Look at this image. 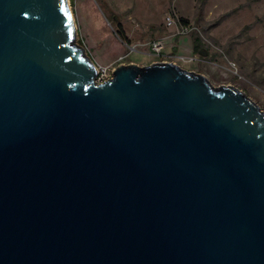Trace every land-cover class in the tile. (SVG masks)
I'll list each match as a JSON object with an SVG mask.
<instances>
[{"label":"water","instance_id":"obj_1","mask_svg":"<svg viewBox=\"0 0 264 264\" xmlns=\"http://www.w3.org/2000/svg\"><path fill=\"white\" fill-rule=\"evenodd\" d=\"M71 0H0V264H264V109L172 59L102 81Z\"/></svg>","mask_w":264,"mask_h":264},{"label":"rangeland","instance_id":"obj_2","mask_svg":"<svg viewBox=\"0 0 264 264\" xmlns=\"http://www.w3.org/2000/svg\"><path fill=\"white\" fill-rule=\"evenodd\" d=\"M71 9L73 39L95 64L114 67L130 57L157 56L151 38L196 33L203 52L187 55L194 60L190 66L180 64L203 72L215 85L235 84L264 109V0H71ZM167 14L175 22L167 24ZM183 20L192 25L190 31L179 32ZM181 52L182 46L171 57L178 59Z\"/></svg>","mask_w":264,"mask_h":264},{"label":"crops","instance_id":"obj_3","mask_svg":"<svg viewBox=\"0 0 264 264\" xmlns=\"http://www.w3.org/2000/svg\"><path fill=\"white\" fill-rule=\"evenodd\" d=\"M161 38L163 40V47H162L161 53H159L157 56L150 57L149 55H146V57L144 56L143 58L130 57L131 59H129V61L136 59L135 60L136 62L148 63V62H151V61H154V60L172 58L176 62H178L179 64L182 63V64H184L186 66L187 65L190 66L187 62H192V63L194 62V60L192 58L189 59L187 57V55L189 53L196 52V50L193 49L192 37H190L188 34L185 33L184 35H182V33H181V34H178L175 37L171 33H168V34H166L164 36H161ZM180 46H182L184 48V52H181V53H183L182 56L181 57H179V56L177 57L176 56L178 59H175V58L171 57V55H173L172 53L174 51H179L180 50ZM170 47L172 48V50L168 49ZM202 48L203 47H200L197 51L203 52ZM154 55H156V53Z\"/></svg>","mask_w":264,"mask_h":264},{"label":"built area","instance_id":"obj_4","mask_svg":"<svg viewBox=\"0 0 264 264\" xmlns=\"http://www.w3.org/2000/svg\"><path fill=\"white\" fill-rule=\"evenodd\" d=\"M165 22L167 24H171L174 21L173 17L170 14H167L165 16ZM178 27H179V32H185V31H190L192 28V25H190L188 22H179L178 23ZM149 46H150V50L151 52L154 53H161L162 51V47H163V40L161 37H153L151 38L149 41ZM97 67V71L95 73V80L97 81H102L103 79H106L107 77H109L112 73V67H109L106 64H95Z\"/></svg>","mask_w":264,"mask_h":264},{"label":"trees","instance_id":"obj_5","mask_svg":"<svg viewBox=\"0 0 264 264\" xmlns=\"http://www.w3.org/2000/svg\"><path fill=\"white\" fill-rule=\"evenodd\" d=\"M183 21H185V20H183ZM115 31H116V33H117L121 38H123L126 42H128V41L124 38V36L122 35V32H121V30H120L119 28H116ZM192 43H193V49L196 50V51H197L200 47H203V44H202V42H201L199 36H198L196 33L192 34Z\"/></svg>","mask_w":264,"mask_h":264},{"label":"bare ground","instance_id":"obj_6","mask_svg":"<svg viewBox=\"0 0 264 264\" xmlns=\"http://www.w3.org/2000/svg\"><path fill=\"white\" fill-rule=\"evenodd\" d=\"M71 11H72V9H71Z\"/></svg>","mask_w":264,"mask_h":264}]
</instances>
